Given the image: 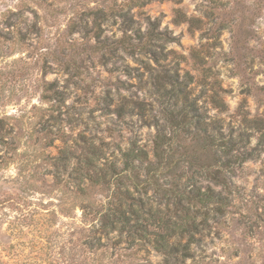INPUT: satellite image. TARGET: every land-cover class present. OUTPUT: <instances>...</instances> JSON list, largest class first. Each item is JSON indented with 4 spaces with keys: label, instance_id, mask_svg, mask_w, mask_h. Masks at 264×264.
Here are the masks:
<instances>
[{
    "label": "rangeland",
    "instance_id": "obj_1",
    "mask_svg": "<svg viewBox=\"0 0 264 264\" xmlns=\"http://www.w3.org/2000/svg\"><path fill=\"white\" fill-rule=\"evenodd\" d=\"M0 264H264V0H0Z\"/></svg>",
    "mask_w": 264,
    "mask_h": 264
},
{
    "label": "trees",
    "instance_id": "obj_2",
    "mask_svg": "<svg viewBox=\"0 0 264 264\" xmlns=\"http://www.w3.org/2000/svg\"><path fill=\"white\" fill-rule=\"evenodd\" d=\"M187 122V120H183V121H177V124H182ZM176 126H179L177 125ZM211 135L209 133H205L204 137L201 139H204V141H209ZM171 140H172V135H170L169 131H167L164 128H158L154 139H153V149H152V157H150V153L144 148V147H130L128 150H126L124 152V170L123 172H128L131 170H133L135 168L134 165V161L138 160L141 164H145L147 165V169H148V174L151 178L156 177V174H160L162 173V169L161 166L163 168V170H165L164 168H171V166H173V162H172V156H171ZM224 154L226 155V159L223 163L224 168L226 166H230L231 164V160L228 157L229 156V152L227 150H225V148L223 149ZM241 159H247L246 154H244L243 157H241ZM164 166H163V165ZM123 174H118L119 176H122ZM90 181H91V187H93L94 184H99L100 180H105L106 179V174L105 172L102 174H90ZM92 178V179H91ZM213 179L222 186V191L219 192H215V190L212 187H209L208 190L211 192L210 195L207 196V199L202 198L203 202H210V199H220V200H224L225 198H223V191L225 190H229L230 189V185H233V181L231 180V177L229 176L227 171H223L222 170H218L214 173L213 175ZM105 182V181H104ZM89 186V188H90ZM126 193H129V191H126ZM188 193H190V200H193V194L191 193V191H189ZM118 192L116 193V195H114V198L117 196ZM206 196V194H204ZM120 198H126V195L122 194L121 196H119L116 200H118V204L115 203V201L110 202V210H114L116 212L118 211H122V200ZM217 203H219L218 200H216ZM86 208V207H85ZM84 208V209H85ZM104 208V207H103ZM97 213L100 215L98 218V222H100V227L99 228H93L91 232H93V235L91 236L93 240H97V242L101 245H103L102 243V239L105 237L106 238V209L105 210H99L97 209ZM114 213V211H113ZM86 216H89V213H85ZM91 215V214H90ZM114 216V215H113ZM121 220V218H120ZM95 221V220H94ZM116 221L117 219H110L109 220V224H110V228L115 229L116 228ZM99 234V235H98ZM184 233H176L175 236L179 237L180 239H182ZM105 246V244H104ZM189 244L185 245L183 247V250H189ZM188 255V253H186Z\"/></svg>",
    "mask_w": 264,
    "mask_h": 264
}]
</instances>
